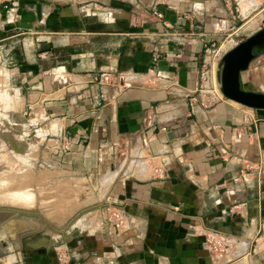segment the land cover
<instances>
[{
    "label": "crops",
    "instance_id": "crops-1",
    "mask_svg": "<svg viewBox=\"0 0 264 264\" xmlns=\"http://www.w3.org/2000/svg\"><path fill=\"white\" fill-rule=\"evenodd\" d=\"M7 6L0 32L11 34L0 44L27 36L19 53L24 62L1 70L8 88L11 76L19 81L13 101H23L22 88L28 104L40 105L43 121L55 120L61 147L68 143L96 163L89 168L112 170L114 157L122 160L103 205L76 239L58 233L48 245L25 248L24 235L44 231L25 230L14 250L19 258L8 264H264V173L247 170L264 162V111L224 99L203 108L207 100L198 94L206 59L215 71L219 56L233 48L222 46H231L244 20L264 12V0H12ZM176 81L173 93L168 87ZM241 82L264 94V51ZM163 126L167 131L158 133ZM160 168L162 179L155 174ZM114 211L126 216V228L109 224ZM208 232L229 238L230 252L212 254Z\"/></svg>",
    "mask_w": 264,
    "mask_h": 264
},
{
    "label": "rangeland",
    "instance_id": "rangeland-1",
    "mask_svg": "<svg viewBox=\"0 0 264 264\" xmlns=\"http://www.w3.org/2000/svg\"><path fill=\"white\" fill-rule=\"evenodd\" d=\"M81 1L84 5L90 3V0ZM11 2L12 0L0 7V20L7 18L11 7L7 4ZM255 20L258 21L254 29L245 30ZM242 25L236 35L230 38L231 46L225 44L226 47L222 46L224 49L234 48L259 30H263L264 12L256 11L244 20ZM9 34L11 33L1 31L0 39L6 38ZM25 37L27 36L22 34L16 39L11 38L0 44V71L9 70L12 66L24 62L19 53L22 52L21 41ZM14 41L16 48L10 49L9 47H12L10 43ZM259 54L261 52L256 56ZM221 59L222 55L219 56L218 64L214 63L215 87L209 91H218L217 73L222 66ZM12 77L14 76H11L8 88L7 75L0 74V207L22 209L27 212L37 210L39 216L22 215L15 218L14 212L6 214L0 212V264H8L9 260L19 258L15 256L14 250L20 247L21 234L28 229L42 228L44 231L24 235L26 237L21 241L25 248L35 249L38 244L48 245L52 241V236L57 237L58 233L64 241L76 239L78 236L74 238L71 236L76 232H82L79 227L89 226L91 213L100 210L103 205L104 193L114 179L111 175H118L122 167V160L114 157L113 164L116 165H112V170L108 167L95 170L88 167L89 164L96 163L93 161L87 163L85 153L78 152L72 145L64 142L61 147L56 137L59 132L52 123L55 120L43 121L45 117L40 111V105L28 104L22 88L18 89L23 101H13L15 95L13 91L20 84ZM202 95L208 102L210 95ZM1 134L12 137L19 148L26 142L28 144L26 152L24 154L16 152L2 140ZM59 136L62 138V135ZM45 223L51 225V229ZM55 227L63 232L53 230ZM38 239L44 240L38 243ZM241 262L249 264L247 260Z\"/></svg>",
    "mask_w": 264,
    "mask_h": 264
},
{
    "label": "water",
    "instance_id": "water-1",
    "mask_svg": "<svg viewBox=\"0 0 264 264\" xmlns=\"http://www.w3.org/2000/svg\"><path fill=\"white\" fill-rule=\"evenodd\" d=\"M262 51H264V29L259 30L224 54L221 59L222 66L217 76L219 88L224 100L252 110L264 111V94L245 90L241 82L242 73L249 69L250 64L256 57V54ZM27 88L31 91H42L39 86L36 87L35 85L27 86ZM1 137H3L2 140L16 152L20 154H24L26 152L28 146L26 142H23L19 148L12 137L3 136L2 134ZM58 140L60 142L62 141L61 138ZM0 212H3L4 214L14 212L16 213L15 218L22 215L39 216V211L37 210L27 212L22 209L0 207Z\"/></svg>",
    "mask_w": 264,
    "mask_h": 264
},
{
    "label": "built area",
    "instance_id": "built-area-1",
    "mask_svg": "<svg viewBox=\"0 0 264 264\" xmlns=\"http://www.w3.org/2000/svg\"><path fill=\"white\" fill-rule=\"evenodd\" d=\"M8 1H10V0H0V7ZM152 15L158 21H162L164 18L163 14L158 10H153ZM219 27H220L219 29H224V27L222 25ZM212 48H213V46H212ZM210 50H211V46H210V48H208V47L206 48L207 56L209 55ZM224 54H222V57L224 56ZM218 61H219V59H218ZM158 79H159V77L157 76V78H155V80H151L150 83L151 84H157L156 80H158ZM200 81H201V85H200L199 93L210 95L208 102L201 100V102H200L201 107L205 108L207 104H212L213 102L220 101L221 99H223V97L221 96V91H220L219 87H218V91L217 92L215 91L216 93L214 91H209V90H212L215 86L213 83V70L211 68V65L207 62V59L201 68ZM168 88L173 93H178L180 86H179L178 82L176 81V82H171ZM167 129H168L167 126L160 127L158 133L166 132ZM247 170H254V171L259 172V173H264V162L256 165V167L255 166H248ZM155 174L157 175L158 178L162 179L165 177V170L163 168L157 169V170H155ZM107 221L109 222V224L113 225L117 229L126 228L128 225V220H127L126 216L120 211L112 212L107 217ZM203 235L205 236L206 244L209 247V250L212 254H214V255H225V254H228L230 252L231 244H230L229 238H227L221 234H217V233H213V232L204 233Z\"/></svg>",
    "mask_w": 264,
    "mask_h": 264
},
{
    "label": "bare ground",
    "instance_id": "bare-ground-1",
    "mask_svg": "<svg viewBox=\"0 0 264 264\" xmlns=\"http://www.w3.org/2000/svg\"><path fill=\"white\" fill-rule=\"evenodd\" d=\"M230 45H231V44H230ZM225 46H226V45H225ZM225 46H224V47H225ZM224 47H223V48H224ZM211 68H212V67H211ZM214 73H215V72H214ZM214 85H215V83H214ZM221 96H222V94H221Z\"/></svg>",
    "mask_w": 264,
    "mask_h": 264
}]
</instances>
